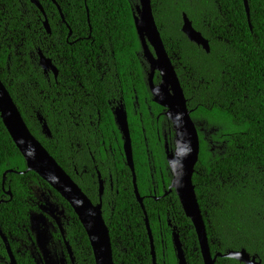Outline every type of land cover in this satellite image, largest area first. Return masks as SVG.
Wrapping results in <instances>:
<instances>
[{"label": "trees", "instance_id": "16d2710c", "mask_svg": "<svg viewBox=\"0 0 264 264\" xmlns=\"http://www.w3.org/2000/svg\"><path fill=\"white\" fill-rule=\"evenodd\" d=\"M38 1L50 35L44 30L42 13L29 0H0V80L31 134L71 176L64 153L69 152L74 141L68 140L74 134L68 130H77L73 120L79 112L76 104L96 103L103 121L100 126L94 123L91 130H104L109 118L105 94L110 78L106 64L114 62L116 74L124 76L133 72L137 63L134 57L140 51L131 15V4L135 2L55 0L63 22L55 4ZM247 5L250 25L243 0L151 3L187 106L193 115L203 118L197 129L202 130L201 137L204 133L206 140H200L192 183L210 253L214 256L245 250L264 264V0H247ZM183 13L208 41L209 53L189 42L181 32ZM38 51L50 58L58 70V77L54 80L50 76L49 84L38 65ZM38 115L50 130V139L42 134ZM80 139H84L83 135ZM132 144L138 189L141 195L148 194L144 146L141 140L133 139ZM119 169L122 175L118 178V194L112 192L110 197L106 192L102 199L113 262L152 264L144 215L135 201L130 173L124 163ZM7 171L12 172L6 174L3 183ZM25 171V162L0 119V229L17 264H34L28 256L18 253L28 237L29 217L39 212L44 197L64 210L65 240L75 263L94 264L86 233L69 204L34 172ZM78 186L92 203H97V185ZM7 190L11 198L5 194ZM143 204L156 264H177L173 227L187 264H203L194 228L176 194L160 203L144 197ZM57 235L56 231L55 245L59 243L58 250L66 251ZM0 257L7 258L1 238ZM215 264L242 263L217 258Z\"/></svg>", "mask_w": 264, "mask_h": 264}, {"label": "water", "instance_id": "95a60500", "mask_svg": "<svg viewBox=\"0 0 264 264\" xmlns=\"http://www.w3.org/2000/svg\"><path fill=\"white\" fill-rule=\"evenodd\" d=\"M29 1L42 13L44 17V30L48 35H50V26L39 1ZM50 1L56 5L61 20L64 22L59 6L55 0ZM130 1L135 2L134 7L131 4L133 25L139 41L142 56L149 65L150 69V73L148 75L150 91L154 96V102L168 109L167 116H169L174 125L175 151L173 154L167 155V161L172 173L171 188L175 191L184 215L190 220L194 228L203 264H215L217 258H230L242 264H261L258 256H251L245 250L228 251L225 254L216 253L214 256L210 253L205 224L197 202L195 188L192 183V176L194 174L195 166L199 161L200 154V140L197 124L190 117V111L187 109V101L182 87L171 60L166 53L160 32L156 26L151 7L153 0ZM243 1L248 23L250 25L247 0ZM181 32L185 35L189 42L200 47L206 53H209L208 41L201 35L200 32L193 28L192 22L185 13L182 14ZM70 35L71 31L69 30L68 36ZM38 65L44 74L50 72L53 74L55 79L57 78L58 70L56 66L53 64L51 59L47 58L41 51H38ZM155 70L160 71L162 75V83L160 86H153L152 83V77ZM0 119L25 162V172H34L69 204L74 214L77 216L79 222L84 228L92 249L94 264H114L109 231L102 217L101 202L94 206L77 184L74 183L69 175L64 172L47 150L31 134L1 80ZM115 119L116 125L123 136V150L127 166L130 168L133 175L134 195L144 212L142 198L139 195L136 185L131 140L124 112L117 110L115 112ZM38 121L42 124V134L47 138H51V132L48 129L47 124L39 115ZM8 172L12 171H7L3 174V183ZM102 193L103 186L100 184V201ZM5 194L11 198V192L9 190H7ZM42 195H44V193ZM2 202L3 201L0 200V204ZM38 209L39 212L32 213L29 218L31 230L34 231L36 235V244L41 250L42 260L45 264H56L53 263V257H55V255L52 256L50 250L47 248V245L51 242V236L47 226V218H50L53 221H56L58 225L57 228L62 236V241H64L67 257L71 262H73V253L68 242L65 240L64 229L61 226L62 220L65 219L64 210L49 201L48 197L43 198L42 204L39 205ZM144 214V224L150 243L151 261L152 264H156L153 238L146 213L144 212ZM0 237L5 244L6 251L11 262L10 264H16L7 238L4 236L1 229ZM172 246L174 248L177 264H187L181 242L178 234L175 232V229L172 231ZM46 260L49 262H46ZM59 262L60 264H67V260L64 258L63 254L62 256L60 255Z\"/></svg>", "mask_w": 264, "mask_h": 264}, {"label": "flooded vegetation", "instance_id": "af4514ba", "mask_svg": "<svg viewBox=\"0 0 264 264\" xmlns=\"http://www.w3.org/2000/svg\"><path fill=\"white\" fill-rule=\"evenodd\" d=\"M132 5L134 7L135 3H133ZM137 42L140 52H138L134 57L137 63L134 65L133 72L129 71V73H126L124 76H119L118 74H116L117 68L114 62L106 64L108 67L107 72L109 73L110 78L108 80L107 85L108 89L105 94V97L107 98L106 105L109 112V118H107L108 123L105 126L104 130H91V127L94 126V123L100 126L103 120L100 118L99 111H97L96 103L88 105L84 102L76 104V107H78L79 112L77 118L73 120L75 128H77V130H68L70 133H74L73 137L71 138L70 136L68 139H74L71 147L68 148L69 152L64 153L66 154L65 157L69 160L66 164L69 174L71 175L69 177H72L71 179L74 181L75 184L82 185L83 187H87L88 184L97 185L98 201L97 203L91 202L94 206L99 204L100 202L102 206L103 195L106 194V192L107 194H111L110 197H112V192L114 193V195L118 194V178L122 175V170L119 169V166L122 163L125 164L126 168L130 173L131 186L133 189V175L130 168L127 166L126 157L123 150V136L118 126L116 125L115 112L117 110L123 111L126 117L128 132L131 140L133 162V139L135 141L141 140L144 146V153L146 156L145 164L147 167V174L149 177L150 184L149 188L147 189L148 194L141 195L138 189L136 177V185L139 195L142 198V203L144 197L153 198L155 201L159 200L160 203L165 197L171 195L172 193H175L174 189L171 188L172 173L167 161V155L173 154L175 151V131L173 127L174 125L169 116H167L168 109L154 102V96L150 91V86L148 82V75L150 73L149 65L146 63L142 56L138 39ZM172 65L175 69L173 63ZM44 76L46 77L48 84L50 82V76H52L54 80H56L53 74L50 72L44 74ZM152 83L153 86L161 85L162 75L160 71H154ZM186 101L188 100L186 99ZM187 109L190 111L191 119L197 125L202 124V116L193 115V110L189 109L188 106ZM79 124L82 125L81 129H79ZM85 125H87V127H85ZM201 131V129H198L199 140L204 141L206 140V135L203 133V136L201 137ZM79 134L80 138L81 135H83L84 139L78 138L77 135ZM211 134L212 132L209 130V138ZM119 142H121V146H119ZM100 184H102L103 186L101 201L99 198ZM135 201L137 202L136 198ZM137 204L139 203L137 202ZM144 212L143 215L145 219ZM65 219L62 220L61 224L63 229L65 225ZM28 222V237L27 240L23 242L24 246L22 248L21 253L18 254L28 256L34 264H45L41 257V250L36 244L35 232L31 230L30 218ZM168 225L170 226V223H168ZM47 226L49 228V233L51 236V242L49 243V245H47V248L50 250L52 256L55 255V257H53V263L60 264L59 258L60 255L62 256L63 254L64 258H66L67 260V264H76L74 254V260L73 262H71L67 257L66 251H63V249H61V251L58 250L60 248V244L58 243V247L55 245L54 236H56V231L58 232L57 236L62 238L57 228L58 225L56 221L47 218ZM173 229L175 228H171L172 231ZM6 255V260L0 257V264L11 263L7 251ZM12 255L15 260V263L17 264L13 253ZM46 262L49 261L46 260Z\"/></svg>", "mask_w": 264, "mask_h": 264}]
</instances>
